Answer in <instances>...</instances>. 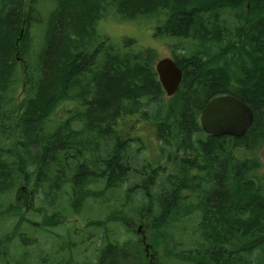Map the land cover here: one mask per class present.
<instances>
[{"label": "trees", "instance_id": "1", "mask_svg": "<svg viewBox=\"0 0 264 264\" xmlns=\"http://www.w3.org/2000/svg\"><path fill=\"white\" fill-rule=\"evenodd\" d=\"M111 10L120 20L164 18L158 34L184 50L172 98L151 51H131L130 39L99 42ZM231 11L233 22L224 17ZM223 95L254 112L242 138L202 130V110ZM144 123L158 145L149 146V131L136 135ZM263 144L264 0H0V192L33 179L47 199L70 193L78 212L129 184L163 250L159 264H264ZM94 185L103 191L87 190ZM187 228L198 234L192 247ZM144 262L116 239L95 264Z\"/></svg>", "mask_w": 264, "mask_h": 264}, {"label": "rangeland", "instance_id": "2", "mask_svg": "<svg viewBox=\"0 0 264 264\" xmlns=\"http://www.w3.org/2000/svg\"><path fill=\"white\" fill-rule=\"evenodd\" d=\"M248 15L251 16L249 13ZM224 17L233 22L236 12H227ZM36 18L37 24L30 35L34 40V46L38 47L39 31L37 30L40 29L43 20L39 14ZM163 19L162 16H155L120 20L112 15L111 10L106 19L98 25V31L103 36L99 38V42L110 39L112 43L121 45L124 39L133 40L131 51L136 53L143 50L151 51L155 68L157 62L164 58H175V55L184 54L183 48L175 47L178 40L158 34L156 28ZM28 86L27 84L25 88L23 87L22 91ZM62 109L63 120L65 113ZM135 118L127 119L124 129L126 127L130 129L136 122ZM138 126L139 123H136V128ZM145 130L144 123L143 128H140L136 135L146 140L149 129ZM147 135L153 138V144L149 146L158 145L152 131ZM145 145L147 146L146 142ZM260 156L264 164V144ZM128 185L119 191H108L104 197L86 200L78 212L73 208L70 193L56 197L55 201L52 197L47 199L33 179L31 182H22L19 186L12 187L13 189L0 192V247L2 252L6 250L8 254L7 259L0 260V264L7 262L8 264H63L67 261L95 264L109 241L116 239L122 243L130 242L141 254L143 262L145 261L143 264L161 263L163 250L158 248L157 251L154 248L155 244L150 241V218L140 217L137 210L142 206L141 199L128 198ZM87 190L102 192L103 186H88ZM56 211H60V214ZM119 216L125 218V221L114 218ZM51 217L54 220L52 225L49 224ZM185 232L186 237L182 240L188 244V247H192L193 241L198 239V234H193L194 230L191 228H187Z\"/></svg>", "mask_w": 264, "mask_h": 264}, {"label": "water", "instance_id": "3", "mask_svg": "<svg viewBox=\"0 0 264 264\" xmlns=\"http://www.w3.org/2000/svg\"><path fill=\"white\" fill-rule=\"evenodd\" d=\"M155 69L167 96L173 97L183 80V70L172 58L157 62ZM253 110L240 99L223 95L211 100L201 112L204 132L215 137L242 138L254 125Z\"/></svg>", "mask_w": 264, "mask_h": 264}, {"label": "bare ground", "instance_id": "4", "mask_svg": "<svg viewBox=\"0 0 264 264\" xmlns=\"http://www.w3.org/2000/svg\"><path fill=\"white\" fill-rule=\"evenodd\" d=\"M176 63H177V61L174 59V58H172ZM178 64V63H177ZM156 70V69H155ZM156 73H157V71H156ZM157 75H158V73H157ZM206 133V132H205Z\"/></svg>", "mask_w": 264, "mask_h": 264}, {"label": "flooded vegetation", "instance_id": "5", "mask_svg": "<svg viewBox=\"0 0 264 264\" xmlns=\"http://www.w3.org/2000/svg\"><path fill=\"white\" fill-rule=\"evenodd\" d=\"M141 231V229H139Z\"/></svg>", "mask_w": 264, "mask_h": 264}]
</instances>
